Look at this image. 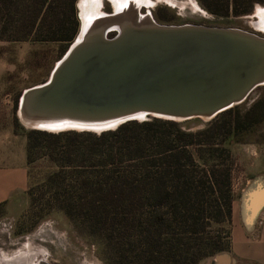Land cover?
I'll list each match as a JSON object with an SVG mask.
<instances>
[{
    "label": "trees",
    "instance_id": "1",
    "mask_svg": "<svg viewBox=\"0 0 264 264\" xmlns=\"http://www.w3.org/2000/svg\"><path fill=\"white\" fill-rule=\"evenodd\" d=\"M77 0H0V41L70 44ZM217 17L249 14L264 0H197ZM16 107V105H15ZM264 119L249 109L222 112L203 128L153 119L129 121L99 135L32 130L26 161L38 149L53 166L39 188L36 221L52 211L103 240L109 264H199L227 252L231 222V153L238 137ZM17 125L16 120L14 121ZM31 198L30 187L26 192Z\"/></svg>",
    "mask_w": 264,
    "mask_h": 264
},
{
    "label": "water",
    "instance_id": "2",
    "mask_svg": "<svg viewBox=\"0 0 264 264\" xmlns=\"http://www.w3.org/2000/svg\"><path fill=\"white\" fill-rule=\"evenodd\" d=\"M145 17L142 25L93 33L80 17L76 40L48 81L21 95L19 121L50 134L96 135L149 117L210 121L264 86V38Z\"/></svg>",
    "mask_w": 264,
    "mask_h": 264
},
{
    "label": "rangeland",
    "instance_id": "3",
    "mask_svg": "<svg viewBox=\"0 0 264 264\" xmlns=\"http://www.w3.org/2000/svg\"><path fill=\"white\" fill-rule=\"evenodd\" d=\"M79 1H76L75 8L80 28ZM149 1L154 5L140 6L139 14L141 16L149 14L158 25L235 29L264 38V31L254 26L258 22L256 10L263 9L264 5H255L247 15L217 17L203 10L197 0ZM101 12L106 15L112 14L113 9L108 0H103ZM115 35L116 31H110L107 38L111 39ZM75 38L70 44L63 46L54 42L29 40L0 41V120L3 125L8 120L14 130L22 135L32 131V128L23 126L17 118L19 99L24 91L48 81L53 69L75 42ZM255 102H259L260 107L264 108V86L252 90L246 99L235 107L242 112ZM153 119L157 118L149 117L136 122ZM174 122L179 124L182 131L194 132L203 128L209 121L196 118ZM231 153L235 161L232 182L234 202L238 198L237 189L243 183L241 178L247 176L251 167H260L258 160L264 162L263 157L258 160L256 157V154L264 153V119L240 134L238 143ZM262 166L264 167V164ZM53 171L54 166L46 158L40 157L38 149H35L32 152V161L28 165L32 199L26 195V204L15 216H9L5 209L0 207V264H109V250L103 240L93 237V234L84 229L85 224L73 225L62 212L58 211H52L36 221L38 210L35 207L37 206L35 200L38 198L39 188L46 176ZM231 228L232 218L226 229L229 236Z\"/></svg>",
    "mask_w": 264,
    "mask_h": 264
},
{
    "label": "crops",
    "instance_id": "4",
    "mask_svg": "<svg viewBox=\"0 0 264 264\" xmlns=\"http://www.w3.org/2000/svg\"><path fill=\"white\" fill-rule=\"evenodd\" d=\"M264 158V153L256 154ZM251 167L237 189L227 252L199 264H264V162ZM244 175V174H243ZM30 187L25 136L0 120V207L15 216L26 204Z\"/></svg>",
    "mask_w": 264,
    "mask_h": 264
},
{
    "label": "bare ground",
    "instance_id": "5",
    "mask_svg": "<svg viewBox=\"0 0 264 264\" xmlns=\"http://www.w3.org/2000/svg\"><path fill=\"white\" fill-rule=\"evenodd\" d=\"M114 10V14L117 16L107 18L101 12L103 0H80L79 10L80 17L83 21V26L88 29V33L100 27H116L119 29L123 22L130 25H142L144 21H147V17L139 14L140 6L144 5L151 7L153 5L149 0H108ZM255 15L258 17V22L255 23V27L261 31H264V8L257 9ZM105 20L109 21L108 24ZM21 124L27 128H32L23 122Z\"/></svg>",
    "mask_w": 264,
    "mask_h": 264
},
{
    "label": "flooded vegetation",
    "instance_id": "6",
    "mask_svg": "<svg viewBox=\"0 0 264 264\" xmlns=\"http://www.w3.org/2000/svg\"><path fill=\"white\" fill-rule=\"evenodd\" d=\"M152 3H153V2H152ZM153 5H154V4H153ZM153 5H152V6H153Z\"/></svg>",
    "mask_w": 264,
    "mask_h": 264
}]
</instances>
